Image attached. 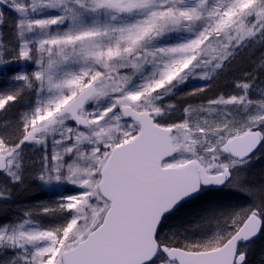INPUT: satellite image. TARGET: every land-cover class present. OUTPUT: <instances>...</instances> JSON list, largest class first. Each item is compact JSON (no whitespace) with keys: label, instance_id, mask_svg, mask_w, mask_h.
I'll return each instance as SVG.
<instances>
[{"label":"snow or ice","instance_id":"6c2138e0","mask_svg":"<svg viewBox=\"0 0 264 264\" xmlns=\"http://www.w3.org/2000/svg\"><path fill=\"white\" fill-rule=\"evenodd\" d=\"M258 161L264 0H0V264H264Z\"/></svg>","mask_w":264,"mask_h":264},{"label":"trees","instance_id":"16d2710c","mask_svg":"<svg viewBox=\"0 0 264 264\" xmlns=\"http://www.w3.org/2000/svg\"><path fill=\"white\" fill-rule=\"evenodd\" d=\"M261 169H264V162H259V161L256 162V164L254 165L252 171H253V173L255 174V178H256L257 180L260 179L259 173H260Z\"/></svg>","mask_w":264,"mask_h":264},{"label":"rangeland","instance_id":"374dc122","mask_svg":"<svg viewBox=\"0 0 264 264\" xmlns=\"http://www.w3.org/2000/svg\"><path fill=\"white\" fill-rule=\"evenodd\" d=\"M202 83H203L202 81H193V85H194V86H195V85L202 84ZM214 90H215V89H211V90H209L208 94L211 95L212 92H213Z\"/></svg>","mask_w":264,"mask_h":264}]
</instances>
